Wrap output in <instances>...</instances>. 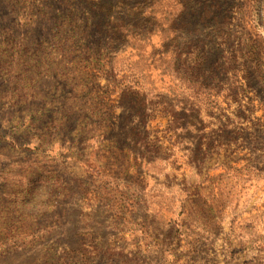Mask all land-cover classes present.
I'll list each match as a JSON object with an SVG mask.
<instances>
[{
    "label": "rangeland",
    "instance_id": "rangeland-1",
    "mask_svg": "<svg viewBox=\"0 0 264 264\" xmlns=\"http://www.w3.org/2000/svg\"><path fill=\"white\" fill-rule=\"evenodd\" d=\"M0 264H264V0H0Z\"/></svg>",
    "mask_w": 264,
    "mask_h": 264
}]
</instances>
